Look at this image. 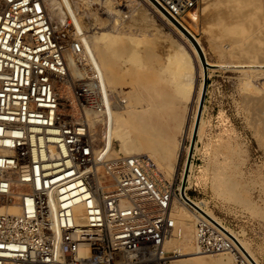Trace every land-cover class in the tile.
<instances>
[{
    "label": "built area",
    "instance_id": "obj_1",
    "mask_svg": "<svg viewBox=\"0 0 264 264\" xmlns=\"http://www.w3.org/2000/svg\"><path fill=\"white\" fill-rule=\"evenodd\" d=\"M150 1L183 26L198 0ZM61 33L43 0H0V264H172L171 201L182 195L149 159L102 164L105 125L91 122L102 84L81 41ZM196 228L200 252L259 264L207 220Z\"/></svg>",
    "mask_w": 264,
    "mask_h": 264
},
{
    "label": "bare ground",
    "instance_id": "obj_2",
    "mask_svg": "<svg viewBox=\"0 0 264 264\" xmlns=\"http://www.w3.org/2000/svg\"><path fill=\"white\" fill-rule=\"evenodd\" d=\"M114 1L116 0H105L103 5L106 7L105 9L117 16L114 18L115 22H113L116 30L94 31L93 34H88L80 15L75 10L77 7H74L76 5V3L73 5L74 1L43 0L45 9L57 29L59 28L58 23L65 21L66 12H70V23H73V27H75L74 33L84 47L83 56L97 70V78L102 84L105 94L104 110L102 116L94 115L91 117L93 124L97 121H101L103 124L106 123L104 128L106 141H104L101 151L97 149V156L102 160V164H105L113 159L112 157H118L120 153L124 154L123 157H138L141 154H146L151 159H149L150 161L154 160L158 164L159 169L160 167L161 169H167V175L171 178L172 191L175 187L177 176H180L181 183L176 188L182 195L181 202L186 206L185 210L191 214L194 220L191 224H187L181 216L172 215L176 227L173 235L165 244V248L169 247L175 252L172 264H237L232 253H203L198 250L196 246V224L201 218L207 220L235 240L243 254L253 263L261 264L255 257L248 242L243 239H234L232 234L235 232L231 230L230 233L226 230L224 225H222L223 222L215 217L211 209L208 208L209 205L207 206L203 201L192 199L188 194V182L191 179L190 173L193 170L192 158L194 150L197 148L196 145L192 157L191 155H188L189 158L188 156L185 157L182 171L179 170L183 150L187 149V152L190 150V146H185L184 144L186 137L189 136L190 138L193 133H197V136L202 138L205 134L206 121L203 118V113L200 118L199 107L204 92L206 67L203 64L197 46L175 22L154 6L150 0H141L143 4L151 5L148 7L152 9L151 11L154 15L158 16V13H160L166 20L168 19V22L175 28V33L179 36L181 42L179 41L180 43H177L178 46L172 47V49L168 48L164 52L161 51L163 52L162 54L155 51L152 43L144 47V50L137 49L136 47L138 46L134 45V42L140 40V38L136 40L132 33L131 35L122 33L123 30L121 31L120 27L122 25L123 11L120 8L115 9ZM123 1L129 7H132L137 0ZM263 1L217 0L215 7L211 8V19L219 27L218 34L223 37L224 41L229 40L226 44L223 42L224 45H222L223 43L220 42V39L215 37L216 40H219L214 43L215 47L219 48L221 56L226 58L225 61L228 57L229 59L237 57L238 61L236 62L238 64L235 65L229 60L228 62L231 64H211L209 66H234L241 71L243 79L245 80L246 78L248 80L246 86L242 88L247 91L244 96V104L248 110L255 108L259 112L264 111V91L261 87L263 92L255 93L257 90L253 88L256 84L252 87V81L254 78L264 79V19L262 21V15L264 14L260 12L263 7ZM89 2H93V0H88L86 4L88 5ZM118 2V5H122L120 1ZM144 12V10L139 9L137 14L132 16V21L140 20L144 16ZM93 15H96V21H100V17L97 14ZM190 17L197 20L196 12ZM254 30L259 32L254 33ZM219 38L221 37L219 36ZM73 59V55H70V59L68 57V61ZM145 62L151 68V71L148 70L147 76L140 71H135L133 68ZM126 73L130 77L132 75L133 79L129 83L133 84L134 88L127 91L128 96H125L126 92L122 88ZM143 80L146 82H142ZM65 82L63 81V83ZM140 84H143L144 87L146 86L147 89L145 102H142L140 96ZM132 91H135V93H132ZM112 100L114 103L111 102ZM104 120L106 121L104 122ZM225 137L227 138L218 139L219 148H216L217 150L214 151L213 156L216 159L220 157V148L230 147V149H234L233 136H227L226 134ZM115 141L119 142L120 149H115ZM220 168L221 166L215 168V184L213 183L215 190L224 194L227 199L244 202L239 190L242 184L233 178L225 177L223 168ZM175 202H179L180 206L183 205L174 194L171 201V213L179 208L178 203L176 206ZM192 204L201 206L208 214H202ZM10 210L13 212L18 211L16 207H12ZM260 211L264 215V210ZM185 214L191 219L188 213ZM218 221L221 225L218 224Z\"/></svg>",
    "mask_w": 264,
    "mask_h": 264
},
{
    "label": "rangeland",
    "instance_id": "obj_3",
    "mask_svg": "<svg viewBox=\"0 0 264 264\" xmlns=\"http://www.w3.org/2000/svg\"><path fill=\"white\" fill-rule=\"evenodd\" d=\"M71 1H74L73 5L76 3L77 6L75 5L74 7L77 8L75 10L77 11V14L80 15L88 34H93L94 31L103 32L107 30H116V28H114L115 25L113 22H115L114 18L117 16H114L113 13L105 9L106 7L103 5V1L105 0H93V2H89L88 5L86 4L88 0ZM118 1H120V4L122 3V5H118ZM216 1L217 0H213V4L212 0H198L197 5L190 14L193 16V12H196L197 20L195 18L186 17V22L181 21L183 27L178 25L197 46L203 64L206 67V75L208 76V86L204 99L205 107L203 104L200 111V118L201 114L203 113V118L206 121L205 134L202 136V138H199L197 133H193L192 137L190 138L189 136L186 137L184 144L185 146H190V150L188 152L187 149L183 150L179 170L182 171L186 159L185 157L188 155H191L192 157L193 150L196 145L197 148L194 150V156L192 158L193 170L190 173L191 179L188 182V194L192 199L196 201H203L207 206L209 205L208 208L211 209L215 217L219 218L223 222L222 225H224L226 230L229 232L233 230L235 232L232 234L234 239H243L248 242L255 257L261 264H264V215L260 211L264 210V111L259 112L255 108H253L252 111L246 108V105L244 104V96L246 95L247 91L243 90L242 88L243 86H246V82L248 80H246V78L245 80L243 79L241 71H239L234 66H209L211 64H238L236 62L238 61L237 57H232V59H229L228 57L226 62V58L222 57L219 53V48L217 49V47H215L214 43L219 41L216 40L217 37L222 43L224 42L226 44V42H229V40L224 41L223 37L218 34L219 27L216 26V24L211 19V10L215 7L217 3ZM123 2L125 1H114V6H116L115 9L120 8V10L122 9L121 11H123L121 18L122 25L120 28L121 31L123 30L122 33L124 35H131L132 33V36H134L136 40L140 38V40L134 42V45L138 46L136 47L137 49L139 48L140 50H144V47L152 43L155 51L162 54L166 49H172V47L178 46L177 43L181 42L179 36L175 33V28H173V26L168 22V19L166 20L163 16H161L160 13H158V16L154 15L151 11L152 9L148 7L151 5H145L141 2V0H137L132 7H129L126 5V2ZM262 6L263 7L260 12L264 14V1ZM139 9L145 11L143 14L144 16L140 20L133 22L132 16L134 14L136 15ZM68 12H66L67 14L65 15V21L58 23V30L60 29L59 31L62 32L61 35L67 38V40H73L77 37L74 33L75 27H73V23H70V12ZM93 14H97L98 17H100V21H96V15ZM263 19L264 15H262V21ZM67 23H70V30L65 26L63 28V25ZM256 32L258 33L259 31L254 30V33ZM219 36L222 39L219 38ZM224 43L222 45H224ZM70 53L71 50L68 51L69 59L70 55H72V53ZM78 60L79 58L74 57V59L69 62L71 65H73V63ZM141 64L142 66H140ZM141 64H138V67L136 66L133 68L135 71H140L144 73L145 76H147L146 74L151 68L147 66L148 64L146 62ZM132 79V75L130 77L129 74L126 73L124 83L122 84L123 91L126 92L125 96H128L127 91L134 89L133 84L129 83V81ZM144 81L145 80L142 82ZM253 81L252 87H254L256 84V86L253 88L254 90H257L255 93H262L264 91V79L262 78L261 80V78H254ZM139 88L141 89L140 96L142 102H145V97H147L146 86L144 87L143 84H140ZM68 93L69 92L67 89H63L64 96H68ZM132 93H135V91H132ZM111 102H113V100ZM255 112H257L260 116ZM105 121L106 120H104V122ZM105 124L106 123H104V125ZM96 128V136L100 138L104 134V141H106V132L103 133L104 126L100 128L97 126ZM194 134L196 139L192 143ZM226 134L227 136H233L234 149H230V147L220 148V157L216 159L213 157L214 151L217 150L216 148H219V140L221 138H227L225 137ZM206 143H209L208 146ZM119 147V142L115 141V149H120ZM123 156L124 154L120 153L118 157L116 156L117 158L112 157L113 159L111 160L124 158ZM138 157L150 159L148 156H146V154H141ZM152 161L157 165V170L160 173L159 176L162 179L163 185H172L170 181L171 178L167 175V169H161V167L159 169L158 164L154 160ZM218 166L223 168L222 170L224 171L225 177L233 178L235 181H238L242 184L239 190L241 198L244 200V202L227 199L224 194L215 190L214 175L216 173L215 168ZM180 183L181 180L180 176L178 175L175 181V187H178ZM179 200L181 202L182 199ZM177 203L179 208L176 209V211L174 210V212L172 211V215L181 216L185 223L191 224L194 219L191 214L185 210L186 206L182 202L181 203L184 205V207L183 205L180 206L181 204L179 202H175L176 206ZM192 205L202 214H208L207 211L201 206H197V204ZM185 213H188L192 220L189 219ZM218 224L221 225L219 221ZM166 249L172 252L173 256L175 255V252L171 248L167 247Z\"/></svg>",
    "mask_w": 264,
    "mask_h": 264
},
{
    "label": "water",
    "instance_id": "obj_4",
    "mask_svg": "<svg viewBox=\"0 0 264 264\" xmlns=\"http://www.w3.org/2000/svg\"><path fill=\"white\" fill-rule=\"evenodd\" d=\"M207 78H208V76L205 75V77H204V92H203V95H202V100H201V103H200L199 111H201L202 106H203V104H204V99H205L206 90H207V86H208ZM195 139H196V136H195V134H194V136H193V138H192V143L194 142Z\"/></svg>",
    "mask_w": 264,
    "mask_h": 264
}]
</instances>
